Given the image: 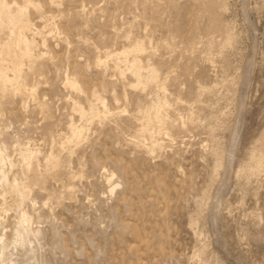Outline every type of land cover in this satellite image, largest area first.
<instances>
[{"label": "rangeland", "instance_id": "374dc122", "mask_svg": "<svg viewBox=\"0 0 264 264\" xmlns=\"http://www.w3.org/2000/svg\"><path fill=\"white\" fill-rule=\"evenodd\" d=\"M28 2L0 0V264H264V0Z\"/></svg>", "mask_w": 264, "mask_h": 264}, {"label": "bare ground", "instance_id": "6f19581e", "mask_svg": "<svg viewBox=\"0 0 264 264\" xmlns=\"http://www.w3.org/2000/svg\"><path fill=\"white\" fill-rule=\"evenodd\" d=\"M27 1V0H26ZM29 4L30 3H32V0H29V2H28ZM29 4H27V6L29 5ZM32 4H35V6H36V3H32ZM38 5V4H37ZM37 7V6H36ZM2 9L0 8V11H1ZM0 14H2V12L0 13ZM5 18V17H4ZM45 21V20H44ZM22 24V23H21ZM23 24H24V22H23ZM29 25H30V23H29ZM13 27V26H12ZM19 27V26H18ZM22 27V26H21ZM21 27H19V28H21ZM24 27V26H23ZM14 28V27H13ZM13 28H12V31H13ZM27 28V27H26ZM15 29V28H14ZM21 30V29H20ZM20 30H18V31H20ZM14 32V31H13ZM17 32V31H16ZM15 33V32H14ZM42 34V33H41ZM17 35V34H16ZM17 38H15V39H18L17 40V42H18V44H23L24 46H27V42H28V40H27V37H26V35H22V34H20V32L18 33V36H16ZM16 44V43H15ZM29 44V43H28ZM17 45V44H16ZM19 48H20V46H19ZM18 48V49H19ZM26 48V47H25ZM19 50H21V49H19ZM22 50H23V47H22ZM21 50V51H22ZM129 51L130 50H128V49H123L122 50V53L123 52H125V54H127V52L129 53ZM20 53V52H19ZM18 53V54H19ZM17 54V55H18ZM22 53H20V55H21ZM130 54V53H129ZM15 56V55H14ZM5 58V57H4ZM8 58V57H7ZM12 58H13V56H12ZM17 58H18V56H17ZM6 59V58H5ZM11 59V58H10ZM15 59H16V57H15ZM20 59H21V57H20ZM4 60V59H3ZM19 60V59H18ZM17 59H16V62L18 61ZM6 61V60H5ZM13 61H14V59H13ZM10 62H12V60L10 61ZM20 62V61H19ZM18 62V63H19ZM1 63V62H0ZM5 63V62H4ZM10 64H12V63H10ZM17 64V63H16ZM14 66V65H13ZM18 66H20V64L18 65ZM5 68V67H4ZM14 68V67H13ZM3 69L0 67V73H1V71H2ZM10 70V69H9ZM14 71V70H13ZM4 72V71H3ZM31 73V72H30ZM2 74V73H1ZM13 74V73H12ZM20 75V74H19ZM0 76H2V75H0ZM8 77V76H7ZM6 77V78H7ZM28 77H29V75H28ZM12 78H13V76H12ZM15 78V77H14ZM13 78V79H14ZM3 79V78H2ZM10 80H11V78H9ZM66 83H68L70 86H72V87H77L78 86V82L77 81H75L74 79H71L70 77H66ZM78 88V87H77ZM33 89V88H32ZM30 90V89H29ZM99 100H100V103H102V104H104V106H105V101L104 100H101V98H98ZM75 132H73L72 134H74ZM165 133V132H164ZM76 134V133H75ZM34 150V149H33ZM33 150H31V149H29V148H27V147H25V148H23V149H20V156H21V159H22V161H23V165H26V167H28L29 168V166L31 165V163H32V160L33 159H36V151H33ZM37 160V159H36ZM35 160V161H36ZM4 161H5V156H4V154H3V152L1 151V149H0V208H4L5 209V206L6 205H10V203H11V198L9 197V195H8V193H7V188H5V186H3V181H5V182H7V180L5 179V172H4ZM38 161V160H37ZM46 162V161H45ZM35 164H37V162H34ZM10 165H12L11 163H10ZM38 165V164H37ZM24 167V166H23ZM36 167H38V166H36ZM40 170V169H39ZM25 171H27L28 172V170H25L24 169V171L23 172H25ZM26 173V172H25ZM23 174V173H22ZM113 175H114V173H109L107 176H109V177H107V178H109L108 180L110 181L112 178H113ZM41 176V175H40ZM9 177V176H8ZM7 177V178H8ZM5 179V180H4ZM10 179V178H9ZM18 179V178H17ZM24 179V178H23ZM23 179H22V181H23ZM26 179V178H25ZM13 180V179H12ZM27 180V179H26ZM21 181V182H22ZM9 182V181H8ZM16 182V181H15ZM25 182V181H24ZM27 182H29V181H27ZM26 182V183H27ZM112 182V181H111ZM110 182V183H111ZM13 183V182H12ZM25 183V184H26ZM109 183V182H108ZM24 184V185H25ZM11 185V184H10ZM16 185V184H15ZM32 185V184H31ZM116 185V184H115ZM111 186V185H110ZM11 187V186H10ZM27 187V186H26ZM30 188V187H29ZM113 186L111 187V190H113ZM31 189V188H30ZM29 189V190H30ZM24 190V189H23ZM22 190V191H23ZM21 191V190H20ZM13 192V191H12ZM26 192V191H25ZM14 193V192H13ZM22 194V193H21ZM12 197V196H11ZM28 198H29V196H28ZM21 200V199H20ZM19 200V201H20ZM21 201H23V200H21ZM20 201V202H21ZM32 201H34V200H32ZM13 202V201H12ZM15 202V201H14ZM22 203V202H21ZM34 203V202H33ZM11 206V205H10ZM33 206V205H32ZM13 207V206H12ZM17 208H18V206H17ZM12 209V208H11ZM22 210V209H21ZM20 210V208H19V212L21 211ZM7 211V210H6ZM23 211V210H22ZM20 212L19 214H21V217L18 215V218L20 217V219L19 220H21V223L20 224H22V223H25L27 220H26V215H25V212ZM9 212V211H8ZM2 213H3V210H2ZM3 215V214H2ZM26 216V217H25ZM1 217V216H0ZM1 218H3V220H4V224H5V229H7L8 228V226H9V215H8V213H6L5 211H4V215L1 217ZM2 220V219H1ZM0 220V221H1ZM18 220V219H17ZM2 223V222H1ZM3 224V225H4ZM22 226H23V224H22ZM22 228H24V227H22ZM3 229V228H2ZM12 229V228H11ZM11 229L9 230V233L11 232ZM3 232V231H2ZM9 235V234H8ZM10 236L11 235H9L8 237L10 238ZM0 240H2V239H0ZM9 241V240H8ZM8 245H9V243H7V242H4V241H2L1 242V244H0V258L3 260V259H5V257H6V255H7V252H6V250H7V247H8Z\"/></svg>", "mask_w": 264, "mask_h": 264}]
</instances>
